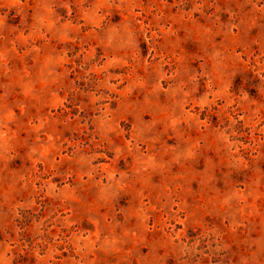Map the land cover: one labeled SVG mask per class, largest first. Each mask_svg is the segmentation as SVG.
Returning a JSON list of instances; mask_svg holds the SVG:
<instances>
[{
  "label": "rangeland",
  "instance_id": "rangeland-1",
  "mask_svg": "<svg viewBox=\"0 0 264 264\" xmlns=\"http://www.w3.org/2000/svg\"><path fill=\"white\" fill-rule=\"evenodd\" d=\"M0 264H264V0H0Z\"/></svg>",
  "mask_w": 264,
  "mask_h": 264
}]
</instances>
